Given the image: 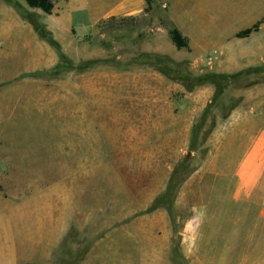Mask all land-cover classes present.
Returning a JSON list of instances; mask_svg holds the SVG:
<instances>
[{
    "label": "rangeland",
    "instance_id": "374dc122",
    "mask_svg": "<svg viewBox=\"0 0 264 264\" xmlns=\"http://www.w3.org/2000/svg\"><path fill=\"white\" fill-rule=\"evenodd\" d=\"M256 123L264 0H0V191L40 216L33 264H200L205 171ZM257 214L231 264H264Z\"/></svg>",
    "mask_w": 264,
    "mask_h": 264
},
{
    "label": "crops",
    "instance_id": "0c3cea01",
    "mask_svg": "<svg viewBox=\"0 0 264 264\" xmlns=\"http://www.w3.org/2000/svg\"><path fill=\"white\" fill-rule=\"evenodd\" d=\"M56 21L59 19L47 26L54 35L60 33L58 25L66 28L65 32L74 25L70 17L64 18V25H57ZM242 123L235 125L237 133ZM252 130L251 139L237 134L238 139L222 142L205 171L204 186L201 181L204 200L197 206L198 227L191 238L185 237V241L198 245L196 256L200 264H231L238 240L248 241L254 212L258 213L257 220L264 219V127L256 123ZM4 147L0 142L1 158L8 152ZM5 194L0 191V264H33L31 252L43 244V229L36 224L40 216L36 212L31 215L29 203H14ZM31 221H35L33 228ZM253 237L252 234L251 243L255 241ZM243 259L253 260L254 255L249 253Z\"/></svg>",
    "mask_w": 264,
    "mask_h": 264
},
{
    "label": "trees",
    "instance_id": "16d2710c",
    "mask_svg": "<svg viewBox=\"0 0 264 264\" xmlns=\"http://www.w3.org/2000/svg\"><path fill=\"white\" fill-rule=\"evenodd\" d=\"M25 1H26V4L30 8L40 9L45 14L50 15L54 9L55 2L57 0H25ZM65 1H68V0H65ZM146 2L147 4H149V0H146ZM258 26H259V23L255 24L254 26L250 28L240 31L239 33H237V37L243 38V37L249 36L253 31L258 30ZM170 38L173 44L178 49L188 48L189 46L188 39L184 37L178 29H172L170 31Z\"/></svg>",
    "mask_w": 264,
    "mask_h": 264
}]
</instances>
